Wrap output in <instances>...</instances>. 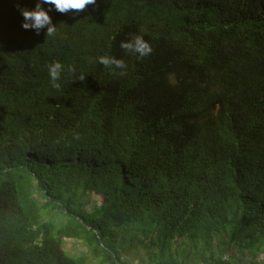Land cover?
<instances>
[{"label":"trees","instance_id":"1","mask_svg":"<svg viewBox=\"0 0 264 264\" xmlns=\"http://www.w3.org/2000/svg\"><path fill=\"white\" fill-rule=\"evenodd\" d=\"M37 2L0 0V264H130L138 248L145 264H244L238 252L264 251V0L52 6L55 37L22 27L18 5ZM137 36L149 55L121 47Z\"/></svg>","mask_w":264,"mask_h":264},{"label":"clouds","instance_id":"2","mask_svg":"<svg viewBox=\"0 0 264 264\" xmlns=\"http://www.w3.org/2000/svg\"><path fill=\"white\" fill-rule=\"evenodd\" d=\"M96 0H38L35 8H18L23 16L22 27L25 30L35 29L37 33L47 26V37H55L57 34V26L53 24L52 17L50 15V9L52 6L60 13H68L74 10L77 14L84 11L89 5H94ZM48 5V8H45ZM121 47L127 50L129 53H138L140 57L149 55L152 52L150 44L143 39L142 36H137L134 41L122 42ZM99 63L106 68L112 69L113 66L116 69H125L126 65L123 60L116 59L114 57L101 56L99 57ZM49 76L52 81V87L59 90L61 84L59 83L62 73L65 71L64 66L60 62H54L49 66ZM66 71L75 73V68H68ZM124 73L121 72V75ZM80 80H84L83 76L79 77Z\"/></svg>","mask_w":264,"mask_h":264},{"label":"rangeland","instance_id":"3","mask_svg":"<svg viewBox=\"0 0 264 264\" xmlns=\"http://www.w3.org/2000/svg\"><path fill=\"white\" fill-rule=\"evenodd\" d=\"M93 198L97 200L98 196L94 195ZM63 247L68 254L76 257L88 255L86 246L77 239L65 238ZM238 255L245 260L244 264H264V251L257 252L256 254L252 252H238ZM129 261L130 264H141L142 262L145 264L147 261L145 250L143 248H141V250L138 248L131 252Z\"/></svg>","mask_w":264,"mask_h":264}]
</instances>
